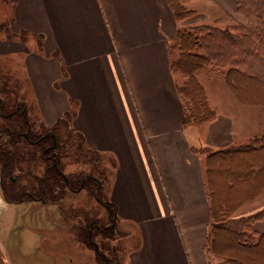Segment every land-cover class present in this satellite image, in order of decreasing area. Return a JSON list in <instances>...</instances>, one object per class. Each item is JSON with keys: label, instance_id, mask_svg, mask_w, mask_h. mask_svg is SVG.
Wrapping results in <instances>:
<instances>
[{"label": "crops", "instance_id": "crops-1", "mask_svg": "<svg viewBox=\"0 0 264 264\" xmlns=\"http://www.w3.org/2000/svg\"><path fill=\"white\" fill-rule=\"evenodd\" d=\"M13 1L11 29L28 39L0 33V57L22 61L49 126L77 103L73 129L114 159L108 195L120 220L137 229L129 264H215L205 157L194 148H226L240 135L234 115L224 112L184 127L170 66L179 23L167 0ZM206 2L246 23L238 0ZM254 227L264 232V220Z\"/></svg>", "mask_w": 264, "mask_h": 264}, {"label": "trees", "instance_id": "trees-1", "mask_svg": "<svg viewBox=\"0 0 264 264\" xmlns=\"http://www.w3.org/2000/svg\"><path fill=\"white\" fill-rule=\"evenodd\" d=\"M167 3L179 24L197 13L186 0H167ZM238 10L245 16V24L225 29L209 23L192 29L179 27L170 44V50L174 43L173 49L179 53L171 61V71L186 76L184 82H176L184 107V127L208 123L217 116L196 76L203 68L223 69L226 83L239 102L264 105V0H238ZM11 18L8 25L7 20L0 21V33L7 39L20 36L26 40V32L12 31L13 13ZM242 55L245 58H240ZM20 75L0 62V136H7L0 142V186L4 199L9 203H58L68 197L69 189L94 187L99 191L105 182L109 185L111 173L107 159L112 165L114 159L88 147L83 135L70 125L77 103L52 126L45 125L32 112L35 106L24 91L26 82ZM67 130L79 134L71 142L74 149L80 150L75 154L70 152V156L67 152L71 145L66 147L70 137ZM194 151L205 157L212 218L208 250L215 264H256V260L264 259V232L256 231L254 225L264 220V208L248 216L236 217L235 213L264 191V131L248 144L220 149L205 146ZM74 156L75 163L82 162L85 168L66 173L64 159ZM90 168L97 175L90 173ZM99 199L109 209L110 219L121 221L116 204L110 198L103 200L99 196ZM80 217L84 223V214ZM102 223L100 219H87V227L78 226L77 236L80 233L81 241L87 237L86 243L94 248V229L115 236ZM98 259L103 264L113 263L103 252L98 254Z\"/></svg>", "mask_w": 264, "mask_h": 264}, {"label": "rangeland", "instance_id": "rangeland-1", "mask_svg": "<svg viewBox=\"0 0 264 264\" xmlns=\"http://www.w3.org/2000/svg\"><path fill=\"white\" fill-rule=\"evenodd\" d=\"M186 4L203 14L193 15L181 22L179 24L181 29H192L195 25L202 23H212V25L222 29L234 25H243L238 23L237 19L226 16L222 11L220 12L210 6L206 0H186ZM12 7L13 0H0V16L7 20L5 22L7 25L12 19ZM30 39L34 40L33 37ZM172 44L174 45V43ZM173 45L170 50L171 57L176 59L179 53L177 49H173ZM242 57L243 55L240 56V58ZM0 62H4L8 68L13 70L18 66V69L20 67L23 68L20 73L24 82H26L24 91L27 96L32 98L34 91L30 83H27L28 76L26 77L25 75L22 61L20 64L15 57L10 59L0 57ZM196 76L203 84L210 105L217 116L218 113L224 112L234 115L236 118H234L236 120L235 133L240 135V137L233 146L248 144L253 137L260 135L264 131V105L239 102L226 83L223 69L203 68L196 73ZM176 77L179 83L184 82L186 79V76L181 73L176 74ZM30 101L35 106L32 108V112L40 116L39 111L36 109L35 99L33 98ZM74 107L75 103H73ZM74 117L71 118L70 125L72 128L74 127ZM43 122L45 125L47 124L45 120ZM65 132L66 135H70L69 143L66 146L69 147L71 145L67 152V155L70 156V152L75 154V152L77 153L80 150L74 149L71 142L72 140L75 141L79 134L77 135V132L74 134L68 130ZM0 138V142H2L7 139V136L1 135ZM107 163L109 165L110 159H107ZM84 165L82 162L75 163V156L74 158L67 157L64 159L63 169L67 173L85 168ZM39 169L41 170V168ZM89 171L97 175V172L93 169L90 168ZM109 171V173L112 172L110 169ZM109 185L105 182L103 188L99 191L94 187L88 189L81 187L77 191L69 189L68 197L58 203H9L4 199L0 186V264H103V262H98L93 246L86 243L85 238L87 237L81 241V235L79 233L77 236L76 229L78 226L83 225L87 227V219L89 218L102 220V225L104 226L110 223L109 209L99 199V196L103 200L110 198L108 195ZM262 203H264V191L254 200L247 201L241 205L235 215L243 214V216H248L254 206ZM83 214L84 223L80 217ZM119 227L124 230L127 226L124 221H120ZM127 228L128 230H124L123 233L119 234L116 232L115 236L111 238L107 237L106 233H98L94 229V240L98 242L100 249L113 259L112 264H127V250L130 251L132 247L137 245L138 238L134 234L137 229ZM121 235L124 236L123 239H120ZM255 263L264 264V259L256 260Z\"/></svg>", "mask_w": 264, "mask_h": 264}, {"label": "flooded vegetation", "instance_id": "flooded-vegetation-1", "mask_svg": "<svg viewBox=\"0 0 264 264\" xmlns=\"http://www.w3.org/2000/svg\"><path fill=\"white\" fill-rule=\"evenodd\" d=\"M12 11H13V9H12ZM119 223H120V221L117 223V222L114 221L113 219H112V220L110 219V223H109L108 225H105V226H108V227L111 229L112 234H115L116 232H118V233L120 234V233H123L124 230H123L122 228L119 227V225H118ZM77 229H78V227H77ZM77 229H76V232H77ZM90 237H91V236H90ZM107 237H110V236H107ZM110 238H111V237H110ZM123 238H124V236L120 237V239H123ZM93 243H94V245H95L94 250H95V253H96V257L98 258V254L101 253V252H103V250L100 249L98 242L95 241V242H93ZM103 253H104V252H103ZM104 254H105V253H104ZM126 259H127V258H126ZM98 262L101 263V262L99 261V259H98ZM127 264H129L128 259H127Z\"/></svg>", "mask_w": 264, "mask_h": 264}]
</instances>
